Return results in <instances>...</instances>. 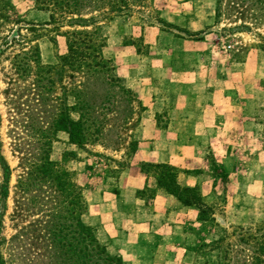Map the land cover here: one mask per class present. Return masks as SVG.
<instances>
[{"label": "rangeland", "instance_id": "obj_1", "mask_svg": "<svg viewBox=\"0 0 264 264\" xmlns=\"http://www.w3.org/2000/svg\"><path fill=\"white\" fill-rule=\"evenodd\" d=\"M8 1L19 20H48V14L35 9V0ZM182 3L154 0L145 10L149 20L141 19L148 15L137 14L101 22L103 56L110 69L106 74L83 76L61 67L57 57L66 54L61 36L48 35L56 37L55 44L48 36L35 42L42 63L54 68L55 98L68 106L84 105L87 127L91 132L98 130L81 148L71 144L66 133H58L50 157L75 174L86 205L82 221L105 246L106 236L98 224H92L97 210H89V193L106 182L111 193L119 192L117 180L133 162L140 139L156 137L164 142L175 136L177 140V122L171 119L178 114L174 108L186 104L193 108L191 100L204 88L207 103L222 111L217 113L215 127L202 130L210 143L196 173L204 174L207 194L200 186L195 188L214 214L206 215L203 222L190 207L196 220L183 225L189 253L181 257V264H223L222 248L230 244L235 250L239 234H252L264 222V0L196 2L188 7L190 14H183ZM157 17L191 34L203 32L202 39L183 34L176 38L161 30L154 21ZM13 28L0 25V154L10 169L5 178L0 165V242L4 240L0 253L7 264H59L48 253L51 242L44 216L29 208L28 196L17 189V180L25 173L22 158L36 152L39 133L46 126L40 111L53 108H35L33 94L26 88L32 79L21 81L12 69L13 56L35 44L18 38L19 43L2 47ZM20 34L31 38L26 30ZM16 97L19 108L9 103ZM71 117L77 120L79 115L72 112ZM227 120L231 125L224 126ZM148 164L166 163L141 161L134 166L155 184L156 175ZM174 168L179 175L181 170ZM159 188L158 184L144 187L136 197L145 205L153 204ZM3 190L8 193L5 200H1ZM218 239L223 240L222 248L215 249ZM247 254L240 253L239 258Z\"/></svg>", "mask_w": 264, "mask_h": 264}, {"label": "trees", "instance_id": "obj_2", "mask_svg": "<svg viewBox=\"0 0 264 264\" xmlns=\"http://www.w3.org/2000/svg\"><path fill=\"white\" fill-rule=\"evenodd\" d=\"M153 2L154 0H35V9L48 14V20L34 23L15 18L9 1L0 0V25L16 26L10 30L11 34L1 46L7 49L11 44L19 43L18 38L35 43L42 37L54 34L63 37L66 42V54L57 57L61 67H68L83 76L106 74L110 69L103 56L105 38L99 24L117 17L137 14L145 17L143 15H148L145 13L146 8L153 5ZM141 19L151 18L148 15ZM154 21L162 31L173 34L176 38H181L180 35L183 34L195 41L202 39L200 36L203 32L191 34L160 17ZM22 29L31 34L30 39L20 34ZM54 36H48L52 44L56 41ZM2 52L3 49H0V54ZM12 69L19 80L32 79L31 86L26 88L33 94L31 101L35 108H53L40 111L41 119L46 124L39 133L41 141L36 143L34 154L29 153L22 158L25 173L17 180V189L28 196L29 208L37 209L45 218L44 230L51 242L48 253L59 264H124L120 256H113L107 251L97 239L93 228L82 221L86 205L82 189L75 181V174L65 168L63 162L53 161L50 157L58 133H66L69 142L81 148L98 132H91L92 129L87 127L84 105L78 102L68 106L66 102L55 98L57 88L52 78L54 68L42 63L37 43L13 56ZM17 98L19 97L9 100V103L19 108ZM73 108H78V111ZM72 112L79 115L77 120L71 117ZM0 165L4 177L8 178L10 169L1 154ZM147 166L156 175L159 187L184 206L194 207L199 212L201 221H206V215L213 216L212 208L202 202L197 188L179 185L176 168L168 164ZM7 196V191L3 190L1 200H5ZM236 242L234 250L230 244L222 248L221 239L214 241L215 249H223V264H264V222L252 234H239ZM3 243L4 240L0 245ZM245 251L248 253L247 258H239L240 253L244 255ZM0 264H7L1 253Z\"/></svg>", "mask_w": 264, "mask_h": 264}, {"label": "crops", "instance_id": "obj_3", "mask_svg": "<svg viewBox=\"0 0 264 264\" xmlns=\"http://www.w3.org/2000/svg\"><path fill=\"white\" fill-rule=\"evenodd\" d=\"M181 1L183 14H190L189 6L195 7L196 2L208 0ZM206 91L203 88L202 92L195 94V99L191 100L193 108L187 104L184 108H174L178 113L171 118L177 122V140L173 137L175 142L173 138H165L164 142L156 137L153 141L140 139L133 162L117 180V194L111 193L112 187L107 182L99 190L89 193V210H97V220H93L96 222L92 224H98L99 232L106 236L104 242L107 251L120 255L124 264H181V257L189 253L185 248L187 235L182 229L187 221L196 220V212L190 211L189 206H184L161 188L156 189L153 204L145 205L137 199L136 192L144 187H156L157 181L153 184L134 166L141 161L172 165L181 170L177 178L179 185L200 186L205 194L207 186L203 184L204 174L196 173L201 168L206 146L210 143L204 140L202 130L215 127L217 113L221 110L207 103ZM186 100L190 103V100ZM224 124L231 125L228 120ZM191 213L193 216H190Z\"/></svg>", "mask_w": 264, "mask_h": 264}]
</instances>
